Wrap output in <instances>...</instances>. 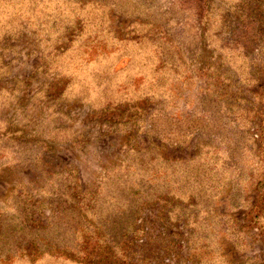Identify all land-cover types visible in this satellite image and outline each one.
<instances>
[{
    "label": "rangeland",
    "instance_id": "1",
    "mask_svg": "<svg viewBox=\"0 0 264 264\" xmlns=\"http://www.w3.org/2000/svg\"><path fill=\"white\" fill-rule=\"evenodd\" d=\"M27 200L53 253L8 264H264V0H0V221Z\"/></svg>",
    "mask_w": 264,
    "mask_h": 264
},
{
    "label": "trees",
    "instance_id": "2",
    "mask_svg": "<svg viewBox=\"0 0 264 264\" xmlns=\"http://www.w3.org/2000/svg\"><path fill=\"white\" fill-rule=\"evenodd\" d=\"M251 30H240L236 34L238 39H250ZM249 43H251L248 40ZM30 207H26L23 212L20 213L21 218V227H9L5 226L3 219L0 221V240L2 241L3 248L0 251V263L1 264H8L14 258H31L32 261L35 259H39L44 257L45 255H49L52 252L50 246L46 242V238L44 235V226L34 219V207L29 200ZM27 203H25L26 205ZM19 215V214H18ZM10 230V232H9ZM17 231V233H16ZM87 241H84L82 244V248L80 247L78 250L72 249L69 245L66 246L65 250L62 252L65 256L73 257L75 255H79V259L82 261H89L90 258L94 254V250L96 247L91 248V244L88 243L86 246ZM66 253H73V254H66Z\"/></svg>",
    "mask_w": 264,
    "mask_h": 264
}]
</instances>
